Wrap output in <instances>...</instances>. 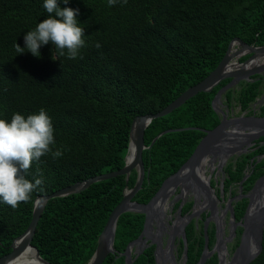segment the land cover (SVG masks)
I'll return each instance as SVG.
<instances>
[{
    "label": "trees",
    "instance_id": "16d2710c",
    "mask_svg": "<svg viewBox=\"0 0 264 264\" xmlns=\"http://www.w3.org/2000/svg\"><path fill=\"white\" fill-rule=\"evenodd\" d=\"M68 6L80 9L79 20L85 27L86 46L81 49L82 58L74 60L58 56L51 44L42 46L41 57L27 51L16 54L15 43L23 46L24 32L48 14L43 0H0V116L10 119L16 111L27 114L43 107L52 117L57 146L64 148L59 158L48 154L32 163L28 178L42 175L43 191H35L31 200L16 208L0 202V256L11 250L12 240L28 226L37 196L124 166L135 116L158 112L200 82L217 66L233 38L264 45V0H127L111 7L107 0H69ZM97 41L102 47H95ZM228 80L209 92H198L148 124L146 146L160 132L178 130L162 134L142 151L144 178L133 200L146 203L191 155L204 129L219 123L211 101ZM259 86L260 80L244 81L239 90L225 93V101L229 104L235 92L234 99L245 110L261 94ZM260 114L264 115V103ZM263 140L261 136L255 148L234 163L227 162L224 192L230 185L239 186L249 163L253 171L242 183L243 192L264 174ZM136 176L132 170L127 181L117 175L78 193L49 199L31 244L50 264H86L125 185L131 188ZM191 204H184L181 214ZM246 204V198L232 202L235 220L241 218ZM143 220L141 213L119 216L113 243L116 252L108 254L102 264H124V257L116 253L137 238ZM199 225L196 230L190 221L185 227V264H196L203 250ZM207 236L210 248L213 231L207 230ZM238 242L239 235L232 248ZM182 250L181 239L179 254ZM132 264H155L153 246L145 248ZM205 264H217L216 255ZM249 264H264V233L262 250Z\"/></svg>",
    "mask_w": 264,
    "mask_h": 264
},
{
    "label": "water",
    "instance_id": "95a60500",
    "mask_svg": "<svg viewBox=\"0 0 264 264\" xmlns=\"http://www.w3.org/2000/svg\"><path fill=\"white\" fill-rule=\"evenodd\" d=\"M233 46L234 50H232ZM245 55H247V58L243 61H239V59ZM261 74H264V45H249L238 37L233 38L229 42L220 62L205 78L187 88L158 112L138 115L132 119L129 128L127 152L124 158L125 164L122 168L77 181L49 194L37 196L33 203L32 216L28 226L22 234L12 240L9 245L11 250L0 256V264H7L10 259L16 257L28 246L35 250L36 256L41 262L44 264H50L40 256L38 249L31 244L35 228L48 200L55 197L78 193L94 182L112 178L117 175H124L127 181L132 170H135L137 174L135 183L131 188L125 185L123 196L111 210L104 227L98 235L95 250L86 264H102L108 254L116 252L113 246L116 224L119 216L125 212L143 214V226L137 238L130 241L123 252L116 254L124 257V264H132L137 256L149 245L147 243L149 240L152 245L156 246L153 252L155 264H165V258L161 261L158 259L159 254L163 252L160 248V241L154 237H150L149 232L152 229L154 219H162V214L166 209L165 203L168 197L174 193L177 187L180 186L181 192L177 197L182 198L184 194L183 190H185V184L187 183L193 189V192L195 191L194 195L196 199L199 197L203 200L207 199V204L203 207L209 206L212 210L214 198L224 200L222 188L223 178L219 183L220 195L223 197H218L215 188L210 184L212 170L207 175L205 174L206 163H213V161L218 158L219 169L223 170L222 167L228 157H233L234 155L233 162H235L236 158L240 156L239 154L245 152L249 147H252L255 140L264 136V116L241 114L239 116L228 117L227 113L219 107L220 98L228 88L239 81H254L251 77L253 75ZM224 79L229 80L216 91L211 101L213 109L220 115L219 123L212 129H204V135L194 148L191 155L176 172L167 176L162 181L157 191L146 203L133 200L134 195L141 189L144 178L142 151L145 148H150L154 141L162 134L168 131L178 130H164L153 138L149 146H146L143 140L144 131L148 124L152 119L170 113L198 92L211 91L213 87L217 86ZM258 100H264V94L259 99H256V101ZM261 144H264V140L260 142V145ZM246 178L247 176H244L239 182L240 190L242 189V183ZM239 197L246 198L247 205L241 218L236 221L232 202ZM172 202L173 201H171L169 205L172 204ZM182 205L183 201H181L178 206L177 219L174 221L172 227L176 228V230L178 229L182 235L183 250L181 258L183 259V264H185L187 257V245L184 233L185 225L197 212L190 213L187 216L181 215ZM227 210H229L231 232L226 239L230 240L236 234V227H240L239 242L234 250L228 254V257L225 260H221L220 255L218 254L217 264H249L262 250L264 233V174L255 180L248 192H240V194H237L236 196L228 197L225 201L223 214H225ZM177 222H179L178 226L176 224ZM207 222L208 219H205L203 226L204 246L196 264H205L207 258L214 250L208 248ZM222 233L223 231H220L218 245H223L224 243L221 240ZM173 237L174 235L171 236L170 244L173 242ZM223 247L225 248V245H223ZM166 256L170 257L172 261L174 260L170 245L166 252Z\"/></svg>",
    "mask_w": 264,
    "mask_h": 264
},
{
    "label": "clouds",
    "instance_id": "9594fccd",
    "mask_svg": "<svg viewBox=\"0 0 264 264\" xmlns=\"http://www.w3.org/2000/svg\"><path fill=\"white\" fill-rule=\"evenodd\" d=\"M121 2L127 0H107L109 7ZM68 5L69 0H43L48 15L24 32L23 46L15 43L16 54L27 51L41 57L42 46L51 44L58 56L82 58L85 27L79 20L80 9ZM95 47L102 45L97 41ZM52 59H56L53 54ZM48 154L59 158L64 148L57 146L53 120L45 108L27 114L16 111L10 119L0 116V202L16 208L31 200L35 191H43V176L29 179L28 173L34 161Z\"/></svg>",
    "mask_w": 264,
    "mask_h": 264
},
{
    "label": "flooded vegetation",
    "instance_id": "af4514ba",
    "mask_svg": "<svg viewBox=\"0 0 264 264\" xmlns=\"http://www.w3.org/2000/svg\"><path fill=\"white\" fill-rule=\"evenodd\" d=\"M246 58H247V55H245ZM245 58V59H246ZM244 59V60H245ZM251 78H253V80H260V89H261V94L256 97V99L260 98L263 94H264V74H261V75H253ZM248 81H252V80H248ZM244 81H239L237 83H235L234 85H232L230 88H228L225 93L229 90V89H232V90H239L240 88V83H242ZM225 93H223V95L221 96L220 98V103H219V107L225 112L227 113V116L230 117V116H239L241 114H245V115H252V114H255L256 116H264V115H261L260 112H261V106L263 105L264 103V100H258L256 101V99L249 103L248 107L245 109V110H241L240 109V106H239V109H240V113L238 114H233V109H232V106H231V102L228 104L225 102H222V99L226 100L224 95ZM239 105V104H238ZM218 113V112H217ZM219 114V113H218ZM259 139L255 140L254 141V145L252 147H249L245 152H242L241 154H244V153H247L251 150H253L255 148V142H257ZM239 154V155H241ZM264 155V154H262ZM232 156L228 157L225 161V164L223 165L222 169H219V166H218V158L215 159V161H213V163H210V162H207L206 163V166H205V169L206 171H208L210 173V171L215 169V172H214V178L213 180H211L210 178V184L212 187H215L216 186V178L215 176L216 175H220V181L222 180L223 178V181L225 179V171H224V166H226V162L229 158H231ZM237 159V158H236ZM234 160V155L232 157V162ZM253 160V158H251V161ZM257 160H259V157L257 158ZM236 161V160H235ZM250 161V162H251ZM234 163V162H233ZM264 168V167H263ZM253 171V163H249L248 166L246 167V169H244V173L245 175L244 176H249ZM243 176V177H244ZM219 181V183H220ZM218 182V181H217ZM214 183V184H213ZM222 188H223V184H222ZM185 191L184 194H183V197L182 198H178V194H180L181 192V187H177L174 191L173 194H171L170 198H169V202L168 204L172 202V204H170L168 206V212L169 214L166 213V210H164L163 214L164 216H162V219L161 220H155L154 219V222L152 224V229L151 231L149 232V236L150 237H154L156 239H158L160 241V248L163 252H161L159 254V257L158 259L161 261L165 258V264H183V259L181 258V254H179V246H180V243H181V239H182V235L180 234V231L176 228H173V224H174V220L173 218H171V216H175L177 215V211H178V206L180 204L181 201H184L185 199V203L183 202V205L185 204V206L189 203V202H192L191 204V207L189 210H185V213L184 214H181V215H189L190 213H193V212H197L195 213V216H197L198 214V211H195L193 210V207H194V201H189V195L190 194H195L193 192V189L186 183L185 184ZM224 191V190H223ZM249 191V190H248ZM246 191V192H248ZM215 192L216 194L219 196V192H220V186L218 188L215 189ZM231 192H235V194L233 196H236L237 194H240L241 193H246V192H243L242 189L240 190L239 189V186L236 187L234 185H230L228 188H227V191L224 192V195L227 194V197L224 198V202L226 201V199L229 197V194ZM231 197V196H230ZM198 198V197H197ZM243 197H239L237 198L236 200L234 201H237V200H240L242 199ZM199 201V199H198ZM222 201V202H223ZM217 202H221V200L217 199V198H214L213 200V209L211 210L210 207H206L207 208V211L204 212V214H202V216H198L199 218H197L195 221H193V219L191 218L190 221H193L195 223L196 226L199 225V223L201 222L202 223V228L204 226V222H205V219H208V222H207V230H211L213 231V237H214V241L212 243V246L209 248L210 250L214 249L213 252L211 253L210 256H212L213 254L216 255L217 257V260H218V254L221 255V254H224L225 253V257L227 258L228 257V254L231 253L235 246L232 248V245L236 239V237L239 235L240 233V227H236V234L230 239V240H227L226 238L229 236L231 230H230V227H231V223L228 219V223H229V226H228V231L227 233L225 234L224 232L222 233L221 235V240L224 242L223 245H225V248L223 247V245H218V237L220 235V231H223V229L218 225L220 222L219 220L222 222L221 218L222 216L224 215L223 214V210H224V206L225 204L223 205V207L220 205V206H217L216 203ZM205 204H207V199L206 200H203L201 203H200V206H204ZM182 205V207H183ZM247 205V204H246ZM181 207V209H182ZM222 208L220 211H219V208ZM228 212V218H230L229 216V210H227ZM226 213V212H225ZM176 221V220H175ZM186 221V219H185ZM238 221V220H236ZM187 222V224L189 223ZM178 223L177 222V226H178ZM187 224L185 225V227L187 226ZM238 229H239V232H238ZM174 235L173 237V242L172 244H170V239H171V236ZM224 239V240H223ZM229 242H232L231 245H230V249L227 248V244ZM147 243L149 244L148 246H153V252L156 248L155 245H152L149 240L147 241ZM230 244V243H229ZM169 245L171 246V251L173 253V257H174V260L172 261V259H170V257H167L166 256V252L167 250L169 249ZM182 245H183V240H182ZM187 245V243H186ZM147 246V247H148ZM146 247V248H147ZM226 249V250H225ZM209 256V257H210ZM208 257V258H209ZM187 258V257H186ZM207 258V259H208ZM186 263V261H185Z\"/></svg>",
    "mask_w": 264,
    "mask_h": 264
},
{
    "label": "rangeland",
    "instance_id": "374dc122",
    "mask_svg": "<svg viewBox=\"0 0 264 264\" xmlns=\"http://www.w3.org/2000/svg\"><path fill=\"white\" fill-rule=\"evenodd\" d=\"M239 61H240V59H239ZM233 96H234V98H235V96H236V93L234 92V94H233ZM232 99V101H231V106H232V109H233V114H238V113H240V109H239V105H238V102L235 100V99ZM222 102H225V100L224 99H222ZM228 161H232V157L231 158H229L228 160H227V162ZM226 162V163H227ZM214 172H215V169L213 170V172H212V174H211V180H213V178H214ZM209 172L208 171H205V174L207 175ZM215 178H216V186L214 187L215 189L216 188H218L219 186H220V184H219V181H220V175H216L215 176ZM218 181V182H217ZM214 184V183H213ZM223 193H224V191H223ZM217 195V194H216ZM171 196V195H170ZM170 196L168 197V199H167V201H166V203H165V206H166V213L167 214H169V212H168V206H169V204H168V202H169V198H170ZM218 196V195H217ZM219 196L220 197H223V196H221L220 195V192H219ZM218 196V197H219ZM189 201H194V207H193V210H195V211H198V214H197V216H193L192 217V219H193V221H195L197 218H199L198 216H202V214H204V212H206L207 211V208L206 207H203L202 205L200 206V203L203 201V199L201 198V197H199L198 199H199V201H198V199H196L195 198V195L194 194H190L189 196ZM225 197H227V194H225L224 195V198ZM223 200L221 199V202H217L216 203V205L217 206H222L223 207V205L225 204V202L223 201ZM184 203H185V199H184V201H183ZM222 208L220 207L219 208V211L221 210ZM221 212V211H220ZM171 218H173V220L175 221L176 219H177V215H175L174 217L173 216H171ZM228 212H226L223 216H222V218H221V220H222V222L219 220V226L223 229V232L226 234L227 233V231H228V226H229V223H228ZM195 224V223H194ZM199 226L200 225H198V226H196L195 225V229L197 230V229H199ZM230 243V244H229ZM228 244H227V248L228 249H230V245H231V243L232 242H229Z\"/></svg>",
    "mask_w": 264,
    "mask_h": 264
},
{
    "label": "bare ground",
    "instance_id": "6f19581e",
    "mask_svg": "<svg viewBox=\"0 0 264 264\" xmlns=\"http://www.w3.org/2000/svg\"><path fill=\"white\" fill-rule=\"evenodd\" d=\"M234 50V46L232 48ZM234 62V60H233ZM185 192V191H184ZM195 193V191H194ZM164 216V215H163ZM221 260H225V253L220 255ZM7 264H44L41 262L37 256L36 252L30 246L26 247L21 253H19L16 257L10 259Z\"/></svg>",
    "mask_w": 264,
    "mask_h": 264
}]
</instances>
